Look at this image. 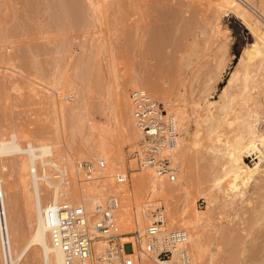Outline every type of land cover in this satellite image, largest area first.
<instances>
[{
	"label": "bare ground",
	"instance_id": "bare-ground-1",
	"mask_svg": "<svg viewBox=\"0 0 264 264\" xmlns=\"http://www.w3.org/2000/svg\"><path fill=\"white\" fill-rule=\"evenodd\" d=\"M20 1L0 0V92L9 90V95L15 93L18 98L28 92V99L39 105L35 116L42 125L23 131L20 125H8L11 119L7 123L0 119V205L7 226L6 235L0 231V264H62L63 253L47 233L44 206L55 202L81 206L95 220V206L111 197L117 201L114 216L123 240L133 241L134 255L141 256L137 264H178L179 259L178 249L166 261L139 252L135 236L144 243V229L152 220L149 202L163 207L164 234L184 230L189 264H264V243L257 244L256 236L264 227V203L258 206L256 201L264 193V127L260 126L264 118V25L244 4L253 5L264 16V0L259 5L254 0L207 1L209 31L200 34L209 42V50L215 45L211 56L204 52L211 64L201 93L190 99L184 82L181 89V84L168 86V80H154L150 73L120 76L116 52L101 33L90 37L81 33L77 46L76 37H67V31L76 28L95 31L117 4L115 0H44L43 5L41 0H26L22 9L34 16L40 9L46 12L56 6L59 16L49 15L47 21L59 38L53 40L49 68L41 64L37 52H30V64L23 63L26 53L12 50L19 26L14 30L8 25V18H16ZM7 12L11 17L6 20ZM70 12L77 16L72 18ZM228 12L251 19L261 40L243 50L216 100L211 88L222 79L229 52L226 39L217 41L218 35L223 37L219 21ZM63 19L67 22L62 23ZM20 24L21 29L28 23ZM208 33L218 38L216 42ZM197 43L194 40L193 47ZM203 44L200 50L208 51ZM23 87L27 91L22 92ZM140 87L174 116L179 134L170 153L178 167L173 182L139 167L129 155L138 147L140 133L131 114L130 91ZM246 157H253V167L247 165ZM82 160L93 163L91 179L84 178L78 167ZM101 160L105 164L99 167ZM119 173L127 179L121 182ZM251 186L255 190L250 195ZM197 198L204 200V207L197 206Z\"/></svg>",
	"mask_w": 264,
	"mask_h": 264
},
{
	"label": "rangeland",
	"instance_id": "rangeland-1",
	"mask_svg": "<svg viewBox=\"0 0 264 264\" xmlns=\"http://www.w3.org/2000/svg\"><path fill=\"white\" fill-rule=\"evenodd\" d=\"M17 1L19 2V0ZM115 1H117V4L114 5L115 9L114 7H112L105 13L103 19L104 23L101 26H96L97 31L96 29L94 31L91 28L93 31L90 30L91 32L89 31L87 32L88 33L87 34L86 32H83L82 29L80 30V28H76L73 29L72 31L71 30L67 31L66 34L67 37H72V38L76 37L77 39H75L76 41L74 40V44L77 42L75 44L77 46V44L80 43V39H82L83 37L81 33L83 35H87L88 37L94 36L95 32L99 33L98 35H100L101 33L102 36L104 35L103 37L107 41V44L110 42L108 44L110 45L109 47H111V49H113L116 52L117 63L119 66L118 68L119 75L121 74L122 76L126 77L135 73H141V74L150 73L154 80L157 81H163L164 79L168 80V82L170 83V84L167 83L168 86L170 85L180 86V84L184 82L185 83L184 88L182 87L183 86L182 83L181 89L183 88V90L185 89L186 92L187 91L189 92V93L187 92L188 99H190L192 96L193 97L199 96L203 84L205 82L204 80L207 79L206 74L207 71H209L208 67L210 68V64H211V61L209 60L210 59L209 56H211L212 53L210 54V51L212 50V47H214L215 45L213 43V40L210 41V44L213 43V46L211 47V50H209L210 46L207 47V44L209 42L208 43L205 42L206 37L203 39L204 35L202 36V34H200L201 30L205 29L207 32L209 31L208 29L209 27L205 23H206V19H208L210 16V12L208 8L209 7L208 4L210 3V1L209 3L207 2L208 0H115ZM254 1L259 5V0H254ZM25 2L26 0L24 1L22 0L20 1L19 4H17V6L18 5L20 6V8L18 9V11H16V18L11 19L12 17L8 16L9 14L8 12L10 11H8L6 15V20L8 17H11L8 18V22H9L8 25H10L11 28L15 30L14 26L17 25L19 26V29L17 28L18 30L14 33L12 37L13 39L12 44L14 45L13 46L14 49L12 48V50L17 53L21 51L23 53H26V55L22 57V59L24 60L22 61L23 63L26 62L28 64H30L29 60L32 59V54L30 52H37L39 54L38 57L40 59L41 64L42 63L43 65L45 64L44 67L48 65L46 68H49L50 67L49 64L52 62V55H53L52 50L54 47L53 40L59 38V36L57 35V31L50 30V26L48 24L47 19L49 15L52 16V18L55 17L56 19V17L59 16V13L57 12L55 6V8L52 7V10L49 9L50 11L48 10L46 12L43 11V9H40L38 14L34 16V14L27 13L22 9V5L23 7H25ZM40 2L42 3V5L43 3H45L44 0H41ZM244 4L254 13L257 19L259 18L260 22L264 25V16L258 10H256L253 5H250L248 3H244ZM70 6L71 5H69L68 7L71 8L72 6L71 7ZM68 7L65 6L66 8L65 11H67ZM134 10L136 11L134 12ZM68 11H71V9L70 10L68 9ZM109 11L110 13L108 15ZM19 13L22 14L23 16L18 17L20 16ZM118 13L121 15H119ZM54 14H56V16ZM66 14H68V12H66ZM71 15L73 16L74 14ZM76 16L77 15L73 16L72 18ZM125 16H127L128 19H126ZM20 21L28 24L25 25V27H21L20 29V25H21ZM61 22L64 23L67 21L63 19ZM219 23H220L219 27L221 33H223L222 34L223 37L221 35H218V37L220 36L219 37L220 39H218L215 38V36L212 35L213 36L212 37L211 34L209 33L208 34L209 36L215 39L214 42H216L217 39L218 42L225 41L226 39L228 41L229 52L227 53L228 65L226 67V70L224 71L225 73L223 72L224 74H222V79L219 81V83L214 82L213 88H211V90L213 89L212 90L213 97L216 100H218L219 93L227 83L230 77V72L231 70H233L235 64L238 62V59L240 58L243 50L246 47L254 44L256 40L257 41L261 40L260 39L261 32L256 29L251 19H241L236 17V15H234L233 13L228 12L222 15ZM135 24H137L136 28L135 26L133 27V25ZM46 25L47 27H45ZM131 29H134L133 32ZM126 34L129 36H127ZM128 37H130V39H128ZM131 37H133V39H131ZM207 38H208L207 40L212 39V38L209 39V37ZM196 39L198 42L197 43L198 45L196 46L198 48H196V46L193 47L192 45V42ZM201 39H203V41ZM203 42H204L203 45L206 46L208 51L200 50ZM75 45H73V47H75ZM48 46H50V48ZM20 47L21 49H18ZM204 52L207 53V55L209 54L208 56L209 58L206 57V54ZM194 53L195 54L197 53V55H195ZM192 55L194 59H192ZM189 62L190 64L188 65L187 63ZM25 88L23 87L22 92L27 91V88L26 89ZM27 94L28 92H23L21 97L18 98L15 93L9 95V90L6 91L3 90L2 92H0V117H1L0 119L1 120L2 118L5 119L4 123H7L11 119V121L8 122L9 123L8 125H12V124L20 125L23 131L25 130L30 131L32 130L31 128L35 127L33 128L34 130L38 128L37 126L42 125V122L38 120V116H35V113L39 111V105L34 104L33 103L34 101L32 100L30 101L29 99L31 98L28 99V96H26ZM34 107H36L35 110ZM36 122L38 124H35ZM24 126H26L28 129ZM260 126L264 127V118L262 119ZM246 162L247 165L250 167H253L255 163L253 157H246ZM253 186L250 187V191H249L250 195L255 190ZM261 196L263 197L262 199L258 197L257 199L255 198L257 201V205L259 204L258 206L264 203V193H261ZM196 204L199 208H202L204 207V200L202 198H197ZM21 208L22 205H19L21 214H24V210ZM246 210H249V207L248 209L246 208ZM251 211L252 210L250 209L249 213H252ZM22 219H24V215ZM23 225L25 224L23 223ZM256 236H258L257 244H263L264 227L262 228V230L259 231L258 235ZM126 251L127 252L132 251V246L130 244L126 245Z\"/></svg>",
	"mask_w": 264,
	"mask_h": 264
},
{
	"label": "built area",
	"instance_id": "built-area-1",
	"mask_svg": "<svg viewBox=\"0 0 264 264\" xmlns=\"http://www.w3.org/2000/svg\"><path fill=\"white\" fill-rule=\"evenodd\" d=\"M131 114L139 130L138 147L129 152L139 167L152 169L158 177L168 181L177 180V163L170 153L176 147L179 132L174 116L168 113L163 103L158 101L145 88H134L130 91ZM104 161L98 162L102 167ZM84 178H90L94 166L90 160L78 162ZM119 180L125 181L126 174H117ZM2 192L0 190V199ZM117 207L115 198L97 204L95 211L98 218L91 220L81 206H70L67 203H51L43 208V217L48 228L47 233L52 245L63 253L62 264H137L141 256L136 253L133 241L123 240L119 225L114 216ZM148 210L152 220L144 229L143 239L135 236L140 251L152 253L158 260L170 259L174 250L178 249V264H189V253L184 245V230L163 233L161 227L165 216L161 205L149 202ZM0 205V231L6 235V221ZM7 240V238H6ZM143 243V246H142ZM132 251H126V245Z\"/></svg>",
	"mask_w": 264,
	"mask_h": 264
}]
</instances>
